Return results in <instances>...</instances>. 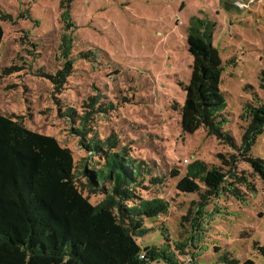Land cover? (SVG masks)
<instances>
[{"label": "rangeland", "instance_id": "374dc122", "mask_svg": "<svg viewBox=\"0 0 264 264\" xmlns=\"http://www.w3.org/2000/svg\"><path fill=\"white\" fill-rule=\"evenodd\" d=\"M62 1L0 0V15L9 17L1 22V114L69 149L76 185L96 205L104 195L89 194L80 171L100 160L80 145L72 132L76 122L64 116L68 109L82 114L96 98L106 112L93 116L92 133L101 140L116 136L133 160L151 168L137 193L169 204L167 217L149 225L168 232L177 264H221L225 252L238 262L264 264L253 248L264 246V180L248 160L264 161V130L250 137L247 152L241 141L248 124L243 113L264 105V0H235L238 12L227 11L223 0H72L67 9ZM65 10L70 29L62 20ZM200 12L216 23L213 45L222 59L227 103L223 131L232 144L204 127L192 134L181 127L192 68L186 29ZM67 64L71 70L57 77ZM195 160L237 176L230 181L242 201L219 193L203 208L198 195L178 192V178L169 172L183 176ZM159 177H165L160 185L150 183ZM148 235L147 241L162 242L158 230Z\"/></svg>", "mask_w": 264, "mask_h": 264}, {"label": "trees", "instance_id": "16d2710c", "mask_svg": "<svg viewBox=\"0 0 264 264\" xmlns=\"http://www.w3.org/2000/svg\"><path fill=\"white\" fill-rule=\"evenodd\" d=\"M71 1H62V8L67 9ZM232 1L223 0V7L238 12L235 0ZM200 14L201 17L189 18L186 29L192 68L180 108L181 127L190 134L204 127L211 135L232 144L223 131L227 103L220 89L222 59L213 45L216 23L203 12ZM8 19L0 15V49L4 36L1 22ZM62 20L67 28L72 27L67 23V10L62 13ZM70 66L64 65L63 73L57 77L64 78ZM260 82L264 84V71ZM105 112L96 98L90 99L87 110L80 115L72 109L64 112L76 122L72 132L80 139V145L101 161L97 165L85 163L80 171L89 194L104 195L96 205L76 185V165L69 149L53 136L31 131L0 112V264H177L168 250V232L160 225H149L167 217L168 202L143 199L137 193L151 168L133 160L120 147L116 136L101 140L92 133L93 116ZM242 119L248 123L241 138L247 152L250 139L253 140L250 137L264 130V105L243 113ZM248 160L264 180V161ZM226 166L233 169L231 163ZM169 177L178 178V192L199 196L198 207L204 208L219 193H233L242 201L235 183L230 181L237 176L208 168L199 160L189 163L183 176L172 169ZM164 179L151 178L150 183L158 186ZM156 230L162 242L147 241L153 237L148 234ZM146 241L149 245L143 246L141 243ZM253 248L264 258V246L255 243ZM219 260L221 264H255L251 259H230L228 252Z\"/></svg>", "mask_w": 264, "mask_h": 264}]
</instances>
